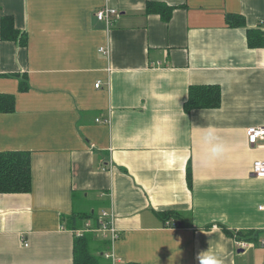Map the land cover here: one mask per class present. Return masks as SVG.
Instances as JSON below:
<instances>
[{
	"label": "crops",
	"instance_id": "obj_1",
	"mask_svg": "<svg viewBox=\"0 0 264 264\" xmlns=\"http://www.w3.org/2000/svg\"><path fill=\"white\" fill-rule=\"evenodd\" d=\"M149 2L172 7L170 19L148 14ZM105 7L120 14L111 26L96 17ZM4 17L27 47L2 39ZM256 28L264 0H0V94L16 98L0 114V153L29 152L33 177L30 193L0 194V264H74L76 230L103 211L119 234L110 264H198L205 251L264 264L253 169L264 148L247 139L264 127V46L247 40ZM200 85L220 86L221 106L186 113ZM208 128L228 146L221 158H208ZM163 212L179 213V227ZM240 232H259V244L239 253ZM87 234L93 250L110 241Z\"/></svg>",
	"mask_w": 264,
	"mask_h": 264
},
{
	"label": "trees",
	"instance_id": "obj_2",
	"mask_svg": "<svg viewBox=\"0 0 264 264\" xmlns=\"http://www.w3.org/2000/svg\"><path fill=\"white\" fill-rule=\"evenodd\" d=\"M147 13H161L166 20L170 19L172 7L164 4L149 2ZM227 22L231 27H245V19L240 15H229ZM1 36L5 41L19 42L22 47L28 46L26 33L18 31L14 26L12 17H4L1 22ZM248 45L251 48L264 46V31L262 28L247 30ZM20 89L22 92L29 90L26 78L21 80ZM222 103V91L218 85L192 86L189 89L188 100L185 103V112L191 113L201 109H217ZM16 109V98L13 95L0 94V114L14 113ZM190 180V175H189ZM31 154L29 152H1L0 153V194H28L33 187ZM167 227L178 228L179 223H171L173 219H179L180 214L174 212L159 213ZM95 214L87 217L75 216L73 224L77 219H94ZM234 236V235H233ZM239 240L259 243L260 233L240 232L236 235ZM94 236L85 234L83 237H76L74 241L73 260L74 264H110L107 258L112 249L110 241H104L103 246L93 250ZM110 255V254H109ZM106 260V261H105Z\"/></svg>",
	"mask_w": 264,
	"mask_h": 264
},
{
	"label": "built area",
	"instance_id": "obj_3",
	"mask_svg": "<svg viewBox=\"0 0 264 264\" xmlns=\"http://www.w3.org/2000/svg\"><path fill=\"white\" fill-rule=\"evenodd\" d=\"M96 17L98 20L105 22L108 26L113 25L117 19H119L120 14L117 10L110 7H105L97 11ZM101 52L103 54H108L106 48H102ZM101 82H98L95 87L97 89L101 88ZM247 139L251 148H264V127H250L247 129ZM254 175L259 178H264V161H258L254 164ZM264 210V206L261 207ZM99 221L97 225L92 223H86L85 227L81 230H76L77 237H83L88 232L96 233V235L102 238H109L111 244L113 245L119 238L118 230L115 227V216L113 213L108 211H103L98 217ZM255 242L238 241L237 246L240 249L246 250L256 246ZM259 244V243H258ZM261 246H264V241H260ZM27 246V244H26ZM112 257V256H107Z\"/></svg>",
	"mask_w": 264,
	"mask_h": 264
},
{
	"label": "clouds",
	"instance_id": "obj_4",
	"mask_svg": "<svg viewBox=\"0 0 264 264\" xmlns=\"http://www.w3.org/2000/svg\"><path fill=\"white\" fill-rule=\"evenodd\" d=\"M203 140L210 146L208 149L209 159L221 158L228 151V146L221 140L213 128L205 130ZM195 259L198 261V264H222L221 260L215 255L208 254V251L198 253Z\"/></svg>",
	"mask_w": 264,
	"mask_h": 264
},
{
	"label": "rangeland",
	"instance_id": "obj_5",
	"mask_svg": "<svg viewBox=\"0 0 264 264\" xmlns=\"http://www.w3.org/2000/svg\"><path fill=\"white\" fill-rule=\"evenodd\" d=\"M78 203H81V202H79V201H78V202H77V204H78ZM94 208H95L96 210L98 209V207H97V206H95ZM105 261H106V260H105ZM238 263H239V264H242V263H244V262H243V259H241L240 261H238Z\"/></svg>",
	"mask_w": 264,
	"mask_h": 264
},
{
	"label": "water",
	"instance_id": "obj_6",
	"mask_svg": "<svg viewBox=\"0 0 264 264\" xmlns=\"http://www.w3.org/2000/svg\"><path fill=\"white\" fill-rule=\"evenodd\" d=\"M244 251H245V250L242 249V250H239L238 252H239V253H243Z\"/></svg>",
	"mask_w": 264,
	"mask_h": 264
}]
</instances>
